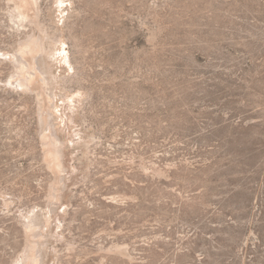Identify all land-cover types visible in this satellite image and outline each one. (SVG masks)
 Masks as SVG:
<instances>
[{
	"label": "rangeland",
	"instance_id": "374dc122",
	"mask_svg": "<svg viewBox=\"0 0 264 264\" xmlns=\"http://www.w3.org/2000/svg\"><path fill=\"white\" fill-rule=\"evenodd\" d=\"M0 264H264V0H0Z\"/></svg>",
	"mask_w": 264,
	"mask_h": 264
},
{
	"label": "bare ground",
	"instance_id": "6f19581e",
	"mask_svg": "<svg viewBox=\"0 0 264 264\" xmlns=\"http://www.w3.org/2000/svg\"><path fill=\"white\" fill-rule=\"evenodd\" d=\"M15 15H14V19L13 22L15 24V26L18 29H21L25 26H27V24H31L34 23V21L30 18V16L28 14H26L21 7H16L15 8ZM26 81V80H25ZM23 88H28L27 84H25L23 81H20V84ZM20 88V87H19Z\"/></svg>",
	"mask_w": 264,
	"mask_h": 264
}]
</instances>
